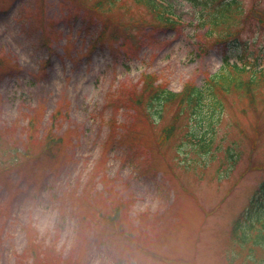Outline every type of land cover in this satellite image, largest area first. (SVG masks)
<instances>
[{
	"label": "rangeland",
	"instance_id": "rangeland-1",
	"mask_svg": "<svg viewBox=\"0 0 264 264\" xmlns=\"http://www.w3.org/2000/svg\"><path fill=\"white\" fill-rule=\"evenodd\" d=\"M106 1L0 0V264H253L230 232L264 219L262 96L156 104L152 122L135 98L145 74L180 92L225 58L261 66L264 0H241L255 17L221 44L203 36L201 0H160L174 29L135 0L94 7ZM50 125L56 160L39 153ZM10 146L38 157L5 170Z\"/></svg>",
	"mask_w": 264,
	"mask_h": 264
},
{
	"label": "trees",
	"instance_id": "trees-1",
	"mask_svg": "<svg viewBox=\"0 0 264 264\" xmlns=\"http://www.w3.org/2000/svg\"><path fill=\"white\" fill-rule=\"evenodd\" d=\"M108 1V3L107 1L105 2L107 4V11L110 12L116 9L115 4L119 0ZM191 1L195 2L196 0ZM136 2L155 15L159 24L168 28L174 27V22L163 16V10L155 4V0H136ZM201 2L203 11L202 21L199 22L201 23V27L207 28L208 32L205 34L208 35L210 31H216L220 29V27L225 29L235 27L241 17H244L242 19L243 21H247L254 15L251 11L245 15V8L241 0H201ZM99 4L100 3H97L96 5ZM99 9H103V4L98 6V10ZM260 18L261 19H258V21L262 24L264 22V15L262 17L260 16ZM229 33H221L216 38V41L225 42L229 39ZM262 65V67H259L257 61L254 60L253 62L245 61L238 66L236 64H229V60L225 58L223 66L218 72L207 77L202 87L197 88L194 85L188 84L179 93H174L167 88L156 85L155 77L146 75L142 77L139 92L137 94L135 93L138 95L135 101L142 110H145V117L150 121L152 120L151 118L156 120L159 119L160 112L156 110V104L162 107L177 102L178 108L182 111L186 108L191 114L200 113V110H202L204 106L203 103L207 100L209 101V107H220V102L217 100L218 92L226 95L234 94L239 98H243L252 106L257 96L261 95L264 101V61ZM182 111L178 113V116H180L179 114H181ZM30 127L34 130L33 125L30 124ZM172 131L173 129L170 127L164 128L161 138L166 140L169 138V135L172 134ZM195 137V133H191L188 139L192 141ZM39 139L43 146L39 153L44 154L49 159L56 160L62 147V136L55 135L51 130H48L45 135ZM34 140L35 139H33L28 130L27 145ZM196 146L198 150L202 152L209 148L208 144L205 143V139L202 137L197 141ZM4 153L8 154L10 157V159L5 162V166L7 167L5 169L18 166L20 163V156L25 157L24 159L38 157L32 153L30 147H26L23 152H20L19 149L10 146L9 152L6 151ZM254 207V204L251 202L248 212H252ZM255 221L259 224L257 226L258 228H256L252 222L248 223L249 226L241 228V221L236 222L232 235L238 242V246L241 250L246 248V246L242 244L246 243V239L249 237L248 239L251 244H253L251 251L253 248H256L264 252V219L261 220L257 218ZM253 264H264V262L254 260Z\"/></svg>",
	"mask_w": 264,
	"mask_h": 264
}]
</instances>
